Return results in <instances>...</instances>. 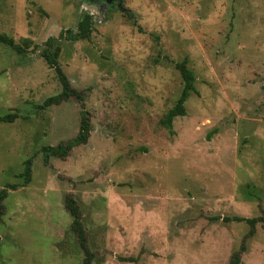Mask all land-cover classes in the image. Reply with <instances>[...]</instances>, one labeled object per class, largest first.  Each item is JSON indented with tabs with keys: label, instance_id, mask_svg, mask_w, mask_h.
Segmentation results:
<instances>
[{
	"label": "rangeland",
	"instance_id": "1",
	"mask_svg": "<svg viewBox=\"0 0 264 264\" xmlns=\"http://www.w3.org/2000/svg\"><path fill=\"white\" fill-rule=\"evenodd\" d=\"M0 0V264H264V0ZM92 17L88 38H60ZM81 92L42 106L61 84ZM195 76L185 114L162 124ZM87 141L43 162L42 148ZM31 159V179L20 173ZM81 211L90 255L64 199ZM88 259L87 262H84Z\"/></svg>",
	"mask_w": 264,
	"mask_h": 264
},
{
	"label": "trees",
	"instance_id": "2",
	"mask_svg": "<svg viewBox=\"0 0 264 264\" xmlns=\"http://www.w3.org/2000/svg\"><path fill=\"white\" fill-rule=\"evenodd\" d=\"M92 25H93L92 17L90 14L86 13L78 21L75 31H73L72 29H66L60 32L59 37L68 40H80V39L88 38L92 31ZM54 40L55 38L53 37H49L46 40L47 47L42 51V56L46 60L47 64L54 69L56 76L61 84V91L58 94L47 97L43 101L42 106L59 104L60 102L68 100L71 97H74L77 100H82L81 92L77 91L75 88L71 86L67 76L63 72L62 68L60 67L56 59L58 51L56 50L52 52L50 50ZM0 42H3L9 46H14L18 50L22 49V47H20L18 44L13 42L12 38H9L4 34H0ZM179 68H180V75L183 80L181 93L178 99L176 100L174 106L167 112L164 119L162 120V124L169 130H171L173 118L175 116L185 114V101L189 97L190 93L192 91H195V87H194L195 76L192 70L187 66V58H184L179 63ZM80 114H81V123H80L79 132L73 139L66 141V143L64 144L58 143L55 146L49 145V146H44L42 148V158L44 163H48L49 158L51 156H64L73 146L78 145L80 143H85L87 141L90 131L89 118L86 116V113L83 110L80 112ZM14 118H15V114L13 113L0 114V123L12 122ZM20 176L23 178V184H27L30 181L31 159L25 160L24 168L23 171L20 173ZM17 186L18 184L16 183L13 184L7 183L4 188L0 189V216L3 213L2 202L7 196L8 188L15 189L17 188ZM64 202L67 211L72 217L71 229L75 233L78 239L79 246L85 252V254L90 255L87 246V237L82 223L80 208L77 205L76 201L71 196H66ZM233 220L247 222L250 226V229L247 232L246 237H250L255 232V224L260 220L264 222V216L252 217V218L235 216L233 217ZM244 241L245 240L242 241L239 249L231 254V257L227 264L240 263L242 252L245 250ZM87 260L88 259H85L84 262H87Z\"/></svg>",
	"mask_w": 264,
	"mask_h": 264
},
{
	"label": "flooded vegetation",
	"instance_id": "3",
	"mask_svg": "<svg viewBox=\"0 0 264 264\" xmlns=\"http://www.w3.org/2000/svg\"><path fill=\"white\" fill-rule=\"evenodd\" d=\"M88 1V3L89 4H92V5H96V6H98V7H103V6H105V4H104V0H87ZM114 3H117V1H112V2H110L108 5H109V7H111L112 6V4H114Z\"/></svg>",
	"mask_w": 264,
	"mask_h": 264
},
{
	"label": "water",
	"instance_id": "4",
	"mask_svg": "<svg viewBox=\"0 0 264 264\" xmlns=\"http://www.w3.org/2000/svg\"><path fill=\"white\" fill-rule=\"evenodd\" d=\"M112 1H117V4H116V6H117V8H119L121 11H124L125 10V8L123 7V5H122V0H104L103 2H104V4H105V7H109V3L110 2H112Z\"/></svg>",
	"mask_w": 264,
	"mask_h": 264
}]
</instances>
